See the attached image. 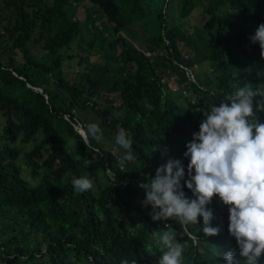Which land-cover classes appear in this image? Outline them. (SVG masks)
Masks as SVG:
<instances>
[{"label": "trees", "instance_id": "1", "mask_svg": "<svg viewBox=\"0 0 264 264\" xmlns=\"http://www.w3.org/2000/svg\"><path fill=\"white\" fill-rule=\"evenodd\" d=\"M173 1L184 19L199 7L202 25L174 24ZM261 23L264 0H0V264H156L153 231L183 229L153 221L139 185L169 157L187 179L183 153L204 118L198 109L245 84L264 92V57L250 40ZM89 123L107 137L90 139L91 148L74 128ZM121 127L137 157L123 167ZM85 173L94 187L76 193L71 179ZM209 207L229 234L228 206L214 197ZM219 237L235 245L218 240L200 253L178 236L182 263L239 254L235 238Z\"/></svg>", "mask_w": 264, "mask_h": 264}, {"label": "clouds", "instance_id": "2", "mask_svg": "<svg viewBox=\"0 0 264 264\" xmlns=\"http://www.w3.org/2000/svg\"><path fill=\"white\" fill-rule=\"evenodd\" d=\"M250 40L252 44H259L260 55L264 57V23L258 26ZM258 95L264 97V92L245 84L226 95L219 104L198 109L204 118L183 153L189 161L187 179L183 162L169 157L156 169L154 177L148 175V182L139 185L145 191L141 203L146 208L151 207V219L172 220L183 229L180 235L169 225L166 230L153 231V236L162 245L156 264H194L182 263L184 245L178 236L185 239L186 244L192 239L198 252L208 253L207 245L218 240L227 243L225 248L231 249L235 243L229 234L235 238L239 254L232 250L220 254L222 264H264V121L260 116L264 101H255L254 97ZM142 103L148 109L153 107L146 99ZM74 128L87 148H91L90 139L97 142L103 139L97 123L77 124ZM115 144L124 150L121 167L125 162L137 159L132 151L133 140L126 129L117 130ZM65 151L71 154V145L65 144ZM167 151L165 148L162 155ZM74 158L79 159V154ZM71 184L76 193L94 187L87 173L74 176ZM185 186L191 191V197L184 191ZM214 197H219L222 204L228 206L229 234L222 223L216 224V219L213 220L214 213L209 205ZM200 218L203 220L200 229L195 233L188 230L189 225H199ZM221 231L229 238L221 239ZM216 256L210 253L207 261L197 260L202 264L221 260ZM122 264H129V261L124 259ZM131 264L137 262L133 260Z\"/></svg>", "mask_w": 264, "mask_h": 264}, {"label": "rangeland", "instance_id": "3", "mask_svg": "<svg viewBox=\"0 0 264 264\" xmlns=\"http://www.w3.org/2000/svg\"><path fill=\"white\" fill-rule=\"evenodd\" d=\"M179 9V2L173 1L169 4L168 8V14L170 15V18H173V23L177 24L178 22H183L185 27H190L191 31L195 30L197 28V25L200 26L203 23L202 17L200 15V9L197 7L186 19H184L180 15ZM78 20L80 19L81 22H84L87 17V8L85 9L83 6H79L78 8ZM90 26V23H89ZM181 49L186 51L187 47H185L182 43L180 44ZM76 43L73 45L74 51H76ZM91 122V121H90ZM104 139H107V137L103 134ZM202 251V250H201Z\"/></svg>", "mask_w": 264, "mask_h": 264}, {"label": "built area", "instance_id": "4", "mask_svg": "<svg viewBox=\"0 0 264 264\" xmlns=\"http://www.w3.org/2000/svg\"><path fill=\"white\" fill-rule=\"evenodd\" d=\"M75 19H76V17H75ZM96 24L99 25V26H101L100 21H96Z\"/></svg>", "mask_w": 264, "mask_h": 264}]
</instances>
